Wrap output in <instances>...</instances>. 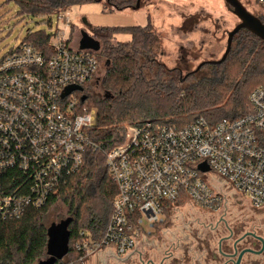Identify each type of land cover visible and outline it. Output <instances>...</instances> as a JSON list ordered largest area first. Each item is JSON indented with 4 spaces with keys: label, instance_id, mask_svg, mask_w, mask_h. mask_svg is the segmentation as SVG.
<instances>
[{
    "label": "built area",
    "instance_id": "built-area-1",
    "mask_svg": "<svg viewBox=\"0 0 264 264\" xmlns=\"http://www.w3.org/2000/svg\"><path fill=\"white\" fill-rule=\"evenodd\" d=\"M256 1L264 14V0ZM58 20L65 26L52 37L50 54L25 43L0 60V220L45 206L94 146L89 130L97 110L82 97L98 74L97 52L74 48L69 17L61 13ZM73 87L81 89L68 92ZM250 103L249 114L214 125L197 118L127 126L124 142L106 157L118 190L113 212L102 235L81 233L79 261L106 248L126 255L184 198L216 209L232 189L264 207V88L251 93ZM204 163L209 171L200 169ZM212 177L231 188H217Z\"/></svg>",
    "mask_w": 264,
    "mask_h": 264
},
{
    "label": "trees",
    "instance_id": "trees-1",
    "mask_svg": "<svg viewBox=\"0 0 264 264\" xmlns=\"http://www.w3.org/2000/svg\"><path fill=\"white\" fill-rule=\"evenodd\" d=\"M6 1L17 3L23 14L42 17L61 14L88 3L103 2L110 10H123L132 8L137 2ZM259 18L264 23V14ZM123 31H128L132 39L118 41L116 33ZM90 34L101 42V52L96 53L99 64L102 55L110 59L102 83L103 96L94 92L85 94L97 75L83 90L85 106L97 108L96 124L89 130L97 149L94 146L87 148L81 168L61 182L45 206L28 209L18 220H0V264H36L48 257L49 227L44 225V219L58 201H64L74 214L75 218L68 217L72 219L68 255L79 261L80 253L75 246L81 233L88 231L95 237L102 235L100 233L106 229L113 212L118 190L109 176L106 157L111 149L124 142L127 126L141 125L149 120L187 124L203 118L211 125L237 120L252 112L251 93L258 87L264 88V41L245 29L235 35L232 49L222 64L204 65L202 69L210 68L211 74L187 85L183 84L179 68L167 69L158 62L162 43L150 22L144 27L92 28ZM52 37L46 31L29 33L21 44H33L50 54ZM154 68V78L149 80L145 70ZM196 74H189L187 79ZM57 264L65 263L59 261Z\"/></svg>",
    "mask_w": 264,
    "mask_h": 264
},
{
    "label": "rangeland",
    "instance_id": "rangeland-1",
    "mask_svg": "<svg viewBox=\"0 0 264 264\" xmlns=\"http://www.w3.org/2000/svg\"><path fill=\"white\" fill-rule=\"evenodd\" d=\"M240 1L256 16L262 15L261 6L256 0ZM64 14L71 21L66 32L74 48L78 47L82 29L90 33L92 28L144 27L150 22L161 38L162 47L157 55L158 62L167 69L179 68L182 79L194 73L200 63L222 58L227 47L228 33L240 22L224 0H141V7L138 10L130 7L123 10H110L105 3L95 2L74 6ZM58 17L59 14H53L50 17L26 15L21 13L19 5L14 1L0 0V60L11 50L19 47L29 33L46 31L54 36L57 29L62 30L65 26V21H59ZM86 21L90 27L86 25ZM116 37L122 42L132 39L128 31L117 32ZM109 67L110 59L102 55L98 74L85 94L94 92L100 97L103 96V78ZM155 71V68L152 71L145 70L149 80L154 78ZM211 72L212 70L208 67L201 68L195 72L197 74L192 79L185 78L183 84L197 81L198 78ZM96 82H98L97 85ZM94 108L97 110L96 107ZM211 181L217 188H231L226 182L219 183L216 177H212ZM228 191L226 200L220 202L216 209L225 208L226 217L232 227L244 225L245 232H252L264 238V207L256 208L241 194H236L232 189ZM209 209L211 208L201 207L190 199L184 198L169 207L164 216V223L156 226L154 233L147 237H157L167 228L177 233L174 227L181 223L189 224V222L209 219L208 217L219 218L217 213H212L215 208ZM70 216L74 217V214L67 204L64 201H58L47 213L44 225L50 227ZM80 222L83 223L82 220ZM117 259L116 253L106 248L87 258L84 263L76 261L71 255H67L61 261L65 264H117ZM262 264H264V257Z\"/></svg>",
    "mask_w": 264,
    "mask_h": 264
},
{
    "label": "flooded vegetation",
    "instance_id": "flooded-vegetation-1",
    "mask_svg": "<svg viewBox=\"0 0 264 264\" xmlns=\"http://www.w3.org/2000/svg\"><path fill=\"white\" fill-rule=\"evenodd\" d=\"M212 213L219 218L181 223L174 227L177 233L167 228L157 237H142L126 255H116L117 264H262L264 238L245 232L244 225L232 227L225 208Z\"/></svg>",
    "mask_w": 264,
    "mask_h": 264
},
{
    "label": "water",
    "instance_id": "water-1",
    "mask_svg": "<svg viewBox=\"0 0 264 264\" xmlns=\"http://www.w3.org/2000/svg\"><path fill=\"white\" fill-rule=\"evenodd\" d=\"M226 5L230 8L231 12L239 19V23L235 26L233 30L228 33L227 47L224 55L219 60H209L204 61L199 64V66L194 70V72L199 71L204 65H220L222 64L227 56L229 55L233 39L236 34L241 30L245 29L257 36L264 41V23L262 20L256 16L254 13L250 12L247 7L240 0H224ZM141 7V0H137L135 6L132 7L134 10H138ZM86 25L90 27V24ZM79 49L81 50H93L99 52L101 49V42L94 38L88 31L82 29L80 33V39L78 42ZM186 75L182 80L187 78ZM74 89H81L77 87L71 88L68 92ZM86 100V96L82 97V101ZM200 169L202 171H209L210 168L207 164H201ZM72 222L71 218H66L58 224H52L48 228V244H47V254L48 257L44 260L39 261L36 264H57L59 261L63 260L69 253L70 247V231L69 226Z\"/></svg>",
    "mask_w": 264,
    "mask_h": 264
},
{
    "label": "crops",
    "instance_id": "crops-1",
    "mask_svg": "<svg viewBox=\"0 0 264 264\" xmlns=\"http://www.w3.org/2000/svg\"><path fill=\"white\" fill-rule=\"evenodd\" d=\"M117 255V254H116Z\"/></svg>",
    "mask_w": 264,
    "mask_h": 264
}]
</instances>
